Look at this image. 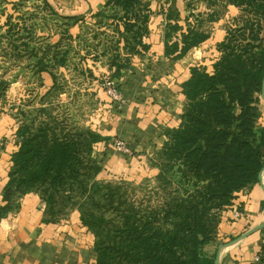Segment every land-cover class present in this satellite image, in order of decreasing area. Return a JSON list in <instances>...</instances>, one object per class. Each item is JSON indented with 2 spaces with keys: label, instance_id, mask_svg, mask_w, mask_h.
Masks as SVG:
<instances>
[{
  "label": "trees",
  "instance_id": "trees-1",
  "mask_svg": "<svg viewBox=\"0 0 264 264\" xmlns=\"http://www.w3.org/2000/svg\"><path fill=\"white\" fill-rule=\"evenodd\" d=\"M24 1L12 2L9 12V1L0 0V17H6L0 26V44L6 38L14 42L9 55L38 58L41 73L66 66L73 50L71 46L53 51L55 63L50 64L46 58L53 45L36 49V40L44 43L46 38L39 35L35 23L28 22L44 10L48 18L60 22L62 39L94 43L93 49L87 44L75 49L83 59L108 56L117 81L132 67V57L149 49L144 42L152 14L149 1L107 0L105 8L92 15L91 24L85 15L60 13L49 0L33 11L21 8ZM230 5L240 14L218 45L221 55L213 71L190 67L181 83L186 97L181 123L165 130L167 140L158 151V178L167 190L174 188L163 203L148 207L126 199L119 202L118 185L96 180L102 167L94 146L104 137L77 123L70 127L60 113L54 116L61 107L67 113L69 104L52 99L18 112L24 118L16 131L19 148L12 154L0 213L18 208L28 193L37 194L45 204V222H58L77 206L82 223L95 236V264H215L217 251L209 255L204 247L217 242L221 212L240 191L259 183L264 166V126L259 124L264 0H188L185 14L174 0L166 13L164 35L165 56L181 59L210 37L211 24ZM77 24L80 32L73 37L70 29ZM6 86L0 80V91ZM260 257L264 264V243Z\"/></svg>",
  "mask_w": 264,
  "mask_h": 264
},
{
  "label": "rangeland",
  "instance_id": "rangeland-1",
  "mask_svg": "<svg viewBox=\"0 0 264 264\" xmlns=\"http://www.w3.org/2000/svg\"><path fill=\"white\" fill-rule=\"evenodd\" d=\"M8 1L9 4L6 7L9 12H13L12 2H21L22 0ZM53 1L59 4V0H57L58 2L56 0ZM191 1L194 2L195 0ZM37 5H43V0H25L21 8L26 11H33ZM201 7L206 8L203 4ZM56 10L63 14L60 7L57 6ZM17 11L15 16H17ZM228 11L229 8L222 12L219 19L226 16ZM47 12L44 10L37 17L29 19L28 24L31 22L35 23L37 31L40 32L39 35H44L46 38L44 43L36 40V44H32H35L36 49H45L47 45H53L52 52H49L50 56L46 58V60L49 59L48 63L50 64L55 63L52 56L53 51L68 47L71 49L72 46L73 50L68 55L69 58L66 66L60 67L56 65L50 68L49 71L41 73L36 66L38 58L29 55L23 58H16L13 55H9L14 48V42H9L6 38L0 44V80L6 82L7 85L4 90L0 91V147L4 153L13 151L10 153L11 155L19 148V139L16 131L24 119L18 113L20 109L28 111L40 101L47 104L52 99L59 101L62 105L69 104L68 114L63 107L59 110H54L52 114L55 116L57 113H60V119H66L70 127L77 123L90 127L102 135L105 129H115L116 115L122 113L124 107L129 102L135 100L136 102L143 103L152 97L155 100L159 94L161 97L163 92L166 91L164 86H168L166 82L168 77L164 78L163 76L165 74L166 76L169 75L167 71L172 70L171 66L169 69L167 68L168 66L161 64L152 66L154 62L152 57H149L151 59L150 63L152 64L150 65L146 59L147 55H145L147 51L142 55L135 56L147 60L148 64L143 61L141 63H145L144 67L142 65L136 67L133 60L134 56L132 57V67L126 70L122 78L118 81L112 78V71L108 64V56H102L98 60H95L93 55H86L85 59H83L82 55L77 53L75 49H82L86 44L91 46L90 49H93L94 43L91 41L84 42L82 40L62 39L63 35L61 31L63 30H61L58 24L60 22L50 17L48 18ZM183 13L185 14L186 11H183ZM29 16L31 15H27V17ZM44 16L45 18H43ZM236 17L226 23V34L228 28L234 24ZM5 20V16L0 17V26H3ZM41 28L43 29L40 30ZM71 29L70 35H73ZM209 29L212 32L211 27ZM166 30L167 23L164 27V35ZM3 32L4 30H2ZM90 35L88 34V36ZM220 42L212 47L213 50L211 53L213 57L211 59L217 56L220 57L221 52L218 47ZM77 43H79V46ZM82 53L85 54L86 51L84 50ZM111 86H115L120 93V99L118 101H112L107 93V89ZM158 100L160 99L158 98ZM259 108L262 116V110L264 109V100L262 97L259 101ZM118 122L117 127L120 125V129L118 128L115 134H110L107 140H104L105 137L102 135L104 137L103 140L107 144L103 146L102 143L104 141H99L94 146V156L100 161L102 167L96 180L101 183L118 185L120 188L118 193L119 202L126 199L134 205L148 207L159 206L166 200L168 192L174 188V185H172V188L167 190L158 178V174L160 173L158 151L162 148L165 139L167 140L165 130L170 127L159 126V132L153 129V135L152 131H139L138 133H142V138L152 136L150 146L141 145L144 147L142 150L140 145L137 146L133 143L134 138L130 133H134V130L124 127L125 121L123 124L120 121ZM259 124L263 126L260 123V118ZM163 137H165L164 142L162 141ZM118 141L126 143L130 149V153L122 151L119 145H117ZM99 149L104 153V158H102L101 153H98ZM3 156L4 159L5 157L8 159V156L4 154L1 155L0 159H3ZM112 157H116L118 161L109 162ZM128 157H136L137 161L133 167L138 168V172L135 171V168L131 173L126 171L124 160L126 161ZM108 159L109 161H107ZM1 164L4 166L6 162ZM25 196L21 198V201ZM40 205L45 204L40 202ZM73 211L79 212L81 215L80 208L75 206L61 220L67 219ZM249 230H251L250 227L245 231L240 230L234 236L220 237L219 240L217 239L218 243H215V245L218 246L221 243H227ZM218 233L219 227L217 237ZM248 237L242 239V242L240 241L241 244L238 246L232 245V247H224L222 249L221 264H260V247L264 243V233H260L259 238L254 241Z\"/></svg>",
  "mask_w": 264,
  "mask_h": 264
},
{
  "label": "crops",
  "instance_id": "crops-1",
  "mask_svg": "<svg viewBox=\"0 0 264 264\" xmlns=\"http://www.w3.org/2000/svg\"><path fill=\"white\" fill-rule=\"evenodd\" d=\"M146 1L150 2L152 10L148 23L149 33L144 37V42L149 45L145 53L146 59L152 65L149 57L153 58L152 66L161 64L168 66V69L171 66L172 70L167 71L169 75L163 76L169 78L166 79L168 86H164L166 91L161 97L160 94L158 95L160 100L158 98L154 100L152 97L143 103L135 100L129 102L122 113L116 115L115 129H105L102 133L104 140H107L110 134H115L116 130L120 129V125L117 127L118 121L121 124L125 121L124 127L134 130V133H130L134 138L133 143L140 145L142 150L144 147L141 145L150 146L152 136L142 138V133H138L139 131H152L153 135V129L159 132V126L176 128L180 125L181 114L186 102L181 88L182 81L189 75L190 67L194 65L204 66L207 71H213V64L219 56L211 59L213 57L212 47L226 36V23L240 12L238 7L230 5L226 16L211 24L212 32L207 40L192 48L181 59L173 60L165 56L164 27L168 22L166 13L174 0ZM49 2L55 9L57 6L60 7L64 15H85L86 22L91 24L95 21L92 15L103 10L107 0H59L57 1L59 4L53 0ZM186 4V0H176V6L181 11H185ZM204 9L200 7V10ZM71 32L76 37L80 32V25L73 26ZM133 60L136 67L141 65L144 67L145 63H141L143 61L147 63V60L139 56H135ZM260 123L264 126V109L260 116ZM102 144L104 146L107 142L104 141ZM10 153H4L0 147V157L3 154L8 156V159L6 157L4 159V156L0 159V207L5 204L2 193L8 182V173L12 165ZM98 153H101L104 158V153L100 149ZM112 161L117 162L118 159L112 157L109 162ZM136 161V157H128L126 161L124 160L127 172L131 173L134 168L138 172L139 169L133 167ZM5 162L6 165L3 166L1 163ZM262 182L264 183V171ZM40 202L41 199L37 194L28 193L22 201L20 200V205L15 210L6 213L1 211L0 264H95V236L82 223L79 212L73 211L67 219L59 222H45V205H40ZM236 209L242 212L239 218L234 217L233 213ZM263 221L264 191L259 182L240 191L234 202L222 211L217 239L229 235L234 236L235 233H239L240 230L245 231L248 227L252 229ZM259 236L260 230L252 233L248 238L254 241ZM241 242L233 246H238ZM215 243L218 242L207 244L204 251L209 255L214 254L219 247Z\"/></svg>",
  "mask_w": 264,
  "mask_h": 264
},
{
  "label": "water",
  "instance_id": "water-1",
  "mask_svg": "<svg viewBox=\"0 0 264 264\" xmlns=\"http://www.w3.org/2000/svg\"><path fill=\"white\" fill-rule=\"evenodd\" d=\"M261 97L264 100V78H263V90H262ZM263 171H264V166H263V168H262V170H261V172L259 174V182L261 183V186H262L263 191H264V183L262 182V173H263ZM262 228H264V221L262 223H260L258 226L252 228L251 230H249V231H247V232L235 237L231 241H229L227 243L219 244L218 251H217V254H216L215 264H221V253H222V249L224 247H229V246L235 245L238 242H240L242 239H244L245 237L250 236L252 233H254L256 231H259Z\"/></svg>",
  "mask_w": 264,
  "mask_h": 264
},
{
  "label": "built area",
  "instance_id": "built-area-1",
  "mask_svg": "<svg viewBox=\"0 0 264 264\" xmlns=\"http://www.w3.org/2000/svg\"><path fill=\"white\" fill-rule=\"evenodd\" d=\"M107 93L112 101H118L120 99V93L115 86L109 87V89H107ZM117 145H119V148L125 153H130V149L127 147L126 143H124L123 141H118ZM233 214H234V217L236 218H239L242 216V212L239 209H236Z\"/></svg>",
  "mask_w": 264,
  "mask_h": 264
}]
</instances>
